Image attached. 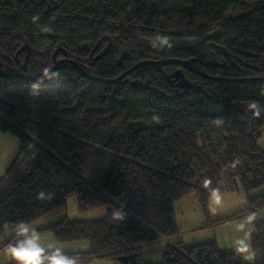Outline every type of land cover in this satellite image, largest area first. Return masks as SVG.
Returning a JSON list of instances; mask_svg holds the SVG:
<instances>
[{"label":"trees","instance_id":"obj_1","mask_svg":"<svg viewBox=\"0 0 264 264\" xmlns=\"http://www.w3.org/2000/svg\"><path fill=\"white\" fill-rule=\"evenodd\" d=\"M59 58V76L35 79ZM146 61L156 63L132 69ZM180 62L195 70L185 69L190 85L177 93L168 75ZM123 71L112 83L95 77ZM0 72L19 74L0 75V133L17 138L0 177V235L75 195L81 211L105 215L64 216L37 232L87 240V252H65L79 264H153L143 245L178 233L182 197L209 216L213 190L236 178L248 195L264 186V0H0ZM41 191L52 198L37 199ZM262 209L264 194L207 227ZM116 212L123 219L112 220ZM254 223L250 261L215 240L177 241L161 264H264V221Z\"/></svg>","mask_w":264,"mask_h":264},{"label":"rangeland","instance_id":"obj_2","mask_svg":"<svg viewBox=\"0 0 264 264\" xmlns=\"http://www.w3.org/2000/svg\"><path fill=\"white\" fill-rule=\"evenodd\" d=\"M64 61L65 59L63 58L59 66L62 63H65ZM258 145L264 147V129L258 139ZM16 147L17 138L12 132L0 133V177L3 176L11 163ZM235 181L236 185L234 184L232 189L216 191L220 196V202L218 204L213 201L212 194L210 195L207 206L209 216H206L198 199L193 195L184 196L176 202L174 210L175 218L177 219V225L180 231L177 234H179L180 237L170 240V243L175 244L177 240H185L184 244L191 245L215 240L218 247L222 251H237L238 246L235 244L237 239H245L251 245L250 237L252 232H249V227L255 219L261 218V220L264 221V218H262V212H264V210L252 211L232 222L226 221L213 226L200 228V225L208 223V217H210V220H214L215 218L228 215V213L231 214L235 211H240L245 207H250V199L252 196L245 193L238 178H236ZM263 190L264 186L260 187L255 192ZM211 208H215L216 211L212 212ZM104 215L105 208L102 206H95L89 210L81 211L77 205L75 195H72L67 199L65 208L51 212L28 223L36 229L43 223H47L49 221L53 222L64 216H67L69 219H88L102 217ZM250 216L254 217L251 223L248 222V217ZM239 225L245 226L243 231L238 230ZM38 233L43 246L47 247L49 243H52L62 247L65 252H83L86 248V243L89 244L87 240L57 241L54 235L49 231H42ZM13 234H15V229H10L6 226L4 235H0V264L16 262L10 255H7L4 252L5 247L9 245L5 244L6 241H8ZM157 241L158 239L147 242V244L145 243L143 246L142 254L147 263L161 264L162 262L161 248L167 245V241ZM164 251L165 250H163V253ZM90 262L92 264H112V260L109 256L92 257Z\"/></svg>","mask_w":264,"mask_h":264},{"label":"clouds","instance_id":"obj_3","mask_svg":"<svg viewBox=\"0 0 264 264\" xmlns=\"http://www.w3.org/2000/svg\"><path fill=\"white\" fill-rule=\"evenodd\" d=\"M38 17H33L35 21ZM50 29H45V31H49ZM163 44H168L167 36H158ZM56 62V61H55ZM55 72V71H54ZM43 73L45 77L49 79L51 76H59L58 72L51 73L49 68L45 67L43 69ZM38 84H34L33 87H38ZM251 108H257L256 105H251ZM256 116L260 115L259 111H255L253 113ZM152 120L155 123H160L159 116H153ZM53 193H46L45 191H41L37 195V199H51ZM213 201L218 204L220 202V196L218 192L213 190L212 192ZM212 212H215V208H211ZM124 217V213L116 212L112 220H121ZM254 217H248V222L251 221ZM244 225H239L238 230L243 231ZM15 228V236L17 237L14 244H9L5 247L4 252L7 255H10L17 264H79V261L76 257L68 256L64 249L55 244L49 243L47 247L41 244V238L37 230L30 226L29 223L25 221H20L18 224L14 226ZM235 244L238 246L237 251L243 256L245 260H252L255 258V253L252 250L251 245L245 239H237Z\"/></svg>","mask_w":264,"mask_h":264},{"label":"bare ground","instance_id":"obj_4","mask_svg":"<svg viewBox=\"0 0 264 264\" xmlns=\"http://www.w3.org/2000/svg\"><path fill=\"white\" fill-rule=\"evenodd\" d=\"M95 49V48H94ZM22 50V49H20ZM105 50V49H104ZM28 52H31V49L30 47H27V53ZM141 65L142 64H151V63H156V61H146V62H140ZM140 63H137V64H140ZM182 65L181 66H178L177 68H175L169 75H168V79H169V82L172 86H174L175 88V91L178 93L180 90L183 91L185 90L186 88L189 87L190 85V80L188 78V76L186 75V72H185V69H192V70H195V68H192L191 65H189L188 63L186 62H180ZM135 65L132 69L140 66V65ZM198 71V70H196ZM129 71H123L121 74H119L118 76H116L115 78H118L120 76L123 75V77L121 79H123L124 77L127 76ZM200 72V71H199ZM202 73V72H201ZM205 74V73H203ZM97 80H103L105 82H108L110 83L109 80H112V79H115V78H111V79H108V78H103V77H99V76H95ZM120 79V80H121ZM119 81V80H118ZM184 82H188L186 86H182L181 84L184 83ZM112 83V82H111ZM181 93V92H179ZM257 145H258V142H257ZM259 146V145H258ZM260 147V146H259ZM261 148V147H260ZM262 149V148H261Z\"/></svg>","mask_w":264,"mask_h":264},{"label":"crops","instance_id":"obj_5","mask_svg":"<svg viewBox=\"0 0 264 264\" xmlns=\"http://www.w3.org/2000/svg\"><path fill=\"white\" fill-rule=\"evenodd\" d=\"M261 147V146H260ZM262 149H264V147H261ZM253 192H255V191H253ZM251 193V198H256V197H258V196H260V195H262V194H264V190L263 191H258V192H255V193ZM245 208H248V207H245ZM244 208V209H245ZM262 210H264V209H262ZM236 212H238V211H235V212H233V213H231V214H234V213H236ZM252 212V211H251ZM250 213V212H249ZM263 213V216H262V218H264V212H262ZM228 215H230L229 213H228ZM225 216H227V215H224V216H221V217H225ZM244 216V215H243ZM261 219V218H260ZM236 220V219H235ZM256 220V219H255ZM255 220H253L252 221V223H251V225H250V227H249V232L251 233H253L255 230H256V227H255V223H254V221ZM232 221H234V220H232ZM232 221H230V222H232ZM52 221H49V222H47L48 224L49 223H51ZM176 222H177V219H176ZM47 223H43L42 225H40L39 227H37L36 229H38V228H41V227H43L44 225H47ZM208 224V223H207ZM207 224L206 223H204V225H200V228H204V227H207ZM178 226V225H177ZM180 231L178 230V233H179ZM251 233V234H252ZM177 237H180L179 236V234H176V235H172V236H167V237H161L160 239H158V241L157 242H166L167 241V245H165V246H163L162 248H161V254H163V250H165L166 248H167V246L168 245H173L174 243H170V240H173V239H176ZM177 241H179V240H177ZM176 241V242H177ZM182 242L183 243H185V240H182ZM86 243V242H85ZM147 244V243H146ZM149 244V243H148ZM145 245V244H144ZM143 245V246H144ZM186 245V244H185ZM192 245V244H191ZM88 248V249H87ZM89 250V244H87L86 243V248H85V250L83 251V252H87ZM67 253H71V252H67ZM8 264V263H7Z\"/></svg>","mask_w":264,"mask_h":264},{"label":"water","instance_id":"obj_6","mask_svg":"<svg viewBox=\"0 0 264 264\" xmlns=\"http://www.w3.org/2000/svg\"><path fill=\"white\" fill-rule=\"evenodd\" d=\"M28 53H29V52H28ZM28 55H29V54H27V57H28ZM62 60H63V58H60V59L56 60L54 66H53L52 68L49 69V70H50V74L53 73V72L59 67V64H60V62H61ZM137 65H141V63H140V64H137ZM22 69H23L24 71L26 70L25 64L22 66ZM0 75H8V76H11V75H19V74H18V73L13 74V73H7V72H0ZM20 75H24V74H20ZM27 77H29V76H27ZM122 77H123V75L120 76V77H118V78H115V79L109 80V81H110V82H116V81L120 80ZM29 78H30V79H34L33 77H29ZM42 78H45L44 73L41 74L38 78H35V79H36V80H40V79H42ZM187 83H188V82H184V83H182L181 85H182V86H186Z\"/></svg>","mask_w":264,"mask_h":264}]
</instances>
